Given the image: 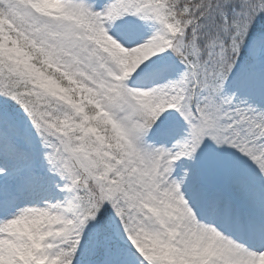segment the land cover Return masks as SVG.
<instances>
[{
    "label": "snow or ice",
    "instance_id": "1",
    "mask_svg": "<svg viewBox=\"0 0 264 264\" xmlns=\"http://www.w3.org/2000/svg\"><path fill=\"white\" fill-rule=\"evenodd\" d=\"M0 264H264V0H0Z\"/></svg>",
    "mask_w": 264,
    "mask_h": 264
}]
</instances>
